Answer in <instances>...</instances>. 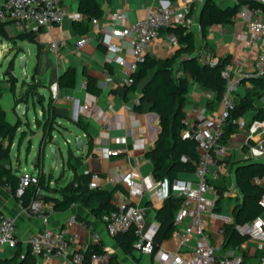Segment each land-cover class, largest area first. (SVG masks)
<instances>
[{"label":"crops","instance_id":"1","mask_svg":"<svg viewBox=\"0 0 264 264\" xmlns=\"http://www.w3.org/2000/svg\"><path fill=\"white\" fill-rule=\"evenodd\" d=\"M4 1L0 0V5ZM174 1L99 0L102 10V15L98 18L99 24L97 27H93L88 23V31L86 33L92 39L91 42L79 50L75 49V42L83 34H78L75 31L73 23L81 21L84 17L78 11V0H66L64 7L67 17L62 23L40 28L37 32H26L16 28L10 22L4 23L3 27L6 36H0V108L4 111L5 120L12 125H19L16 134L20 132V135H23L24 132L31 131L32 135L37 137L38 144L41 129L36 127L34 121L42 117L48 102L51 101L56 113L53 130L54 138L59 141H65L68 145L71 138L79 137L82 139V152L72 151L75 156L81 157V162L76 169L77 175H84V171L88 170L105 176L115 171L124 172L133 168L135 182L141 183L146 178H148V181L154 180L151 163L145 157V154L153 147L157 139L160 131L159 119L155 113L150 112L147 103L142 105L141 112H136L133 109L139 103L142 87L149 77L137 83L132 91L121 86L118 79L123 75L124 70L116 63L107 62V54L101 41L107 34V21L113 11H125L128 20L123 24H128L142 18L147 10H154L161 3L168 4ZM211 1L215 5L225 8L233 6L238 0ZM249 1L258 3V0ZM190 9L191 17L198 25L197 21L201 5H192ZM253 9L257 10L255 16L263 19L264 10L261 8ZM193 32L195 33L196 54L199 60L208 54L217 61H225L223 69H228L233 79L242 78L233 94L235 104L247 94L259 90L257 85H252L247 78H243L253 72L256 53L246 46L247 26L238 13L228 23L210 26L204 39L201 38L199 30L196 28ZM20 34H30L33 40L27 39V37L18 39L17 36ZM171 36L172 34L167 30H160L145 54L154 59H164L172 55L177 44L172 45L170 43L169 39ZM11 39L15 41L12 42ZM61 40L65 41V46L60 50L59 55L56 56L49 50L48 45L51 41ZM123 41L126 43L130 41V38L127 37ZM19 45L26 46L28 59L25 63L26 75L22 74L18 69V60L23 54L19 53L13 61L14 76L17 78L16 82L13 81L15 94L24 93L29 83L36 82L38 84L36 91L45 96V101L40 104L28 100L24 116L20 114V107L23 103L14 104L10 83L5 76L8 63L13 57L14 49ZM120 55L129 60V57L123 53ZM69 68L74 71L73 86L58 85V97L52 101L50 99L49 85L57 82L58 78ZM180 74L182 73L178 70V75ZM89 79L94 83L97 90L96 93L87 91L86 86L83 87V84L86 85ZM243 79L246 80L242 81ZM206 93H211V91L200 87L191 78H187V100L184 107L187 127L193 124L198 111L202 108L207 109L208 113L214 115L222 110L221 103L207 99ZM67 96H70L71 99H66ZM86 102H92L95 112L92 117H86L80 111V106ZM259 102L256 101V105L260 106L262 104L263 107L264 96ZM99 115L101 117H97ZM78 121L85 125V129L76 125ZM30 127L34 129H28ZM26 136H24L25 139L23 138L22 141H19V144L23 140H27L30 147L32 146L31 139ZM119 138H123V142H118L117 139ZM244 140L245 131L238 129L237 126H235L234 133H231L226 139L224 145L227 147V152L222 158L218 159V180L215 182L214 192L209 194V197L214 199L217 205L204 216L205 228L210 235V243L216 248L218 257L224 254H236L242 256L244 264H260L262 251L257 248V244L253 240L247 239L242 244L233 247L223 248L222 246L223 228L227 224H234L233 209L235 204L240 203L242 200L231 164L236 161H264V159H245ZM13 144L14 141L10 151ZM37 144L35 147H37ZM101 148H119L123 151L116 157H103L98 153ZM64 160L66 161L67 157ZM9 165L11 166V164ZM64 166H66L65 162ZM11 169L13 172H17L16 174L18 175L22 174L17 171V168L13 169L11 166ZM33 169L37 170V167ZM72 176L73 173L71 172V176L70 178L68 177L66 182H69ZM178 179L194 180L193 171L179 173ZM262 181L264 182V176ZM101 183L103 190L114 191L113 198L120 195L129 197L133 205L144 209V229L151 225L158 226L155 214L164 201L158 194L152 191H145L139 196L131 197L128 190L121 184H112L105 179ZM50 185H54V183L50 181ZM223 186L226 187L223 189ZM224 200H227L225 209L228 212V216L226 217L220 215L221 202ZM0 213L14 218L18 231L17 246L22 251L27 249V239L45 227L36 217L29 214L22 207L9 188L1 185ZM72 214L77 216L78 221L91 226L93 232L98 235L95 240L87 229H81L77 225L70 226L68 228L69 232L76 231L79 234V239L74 244V249L76 250L79 246H84L86 249L99 247L113 257V264H162L168 255L177 251L181 252L186 259L191 257L190 249L194 245V240H190L186 248H178L172 235L170 238L160 242L156 254H140L133 250L130 254H124L113 237L106 233L99 217L92 215L90 210L80 203L73 204L65 211L54 210L49 215L46 227L53 231L65 228L66 220ZM12 253L13 250L6 246H0V260L9 259ZM33 258V264H48L41 257ZM49 263L65 264V257H53Z\"/></svg>","mask_w":264,"mask_h":264},{"label":"built area","instance_id":"2","mask_svg":"<svg viewBox=\"0 0 264 264\" xmlns=\"http://www.w3.org/2000/svg\"><path fill=\"white\" fill-rule=\"evenodd\" d=\"M204 1L175 0L168 4L161 3L154 10H147L142 18L128 24H123L128 20L125 11H113L107 21V34L101 42L107 54V62L116 63L124 70L123 75L118 79L119 84L125 88L133 85L132 74L136 72L138 64L143 62L147 49L160 30L176 26H182L187 31H193L195 28L199 30V26L191 17L190 7L202 5ZM65 2L66 0H5L0 5V21L10 22L16 28L26 32H37L40 28L60 24L66 19ZM258 4L264 6V0H258ZM256 12L257 10L250 8L248 4L240 5L237 12L247 26L246 46L256 53L253 72L243 78L264 79V12L263 19L255 16ZM98 24V18H92L89 21V25L93 27H97ZM127 37L130 38V41L124 43L123 40ZM91 39L88 33L79 36L75 42V49H81L91 42ZM169 41L172 45L177 44L173 35ZM64 46L65 41L63 40L51 41L48 48L57 56ZM121 53L129 57V60L122 57ZM200 61L209 66H214L218 62L208 54L203 56ZM221 77L225 81V89L220 99L222 110L214 115L202 108L198 111L193 124L188 126L183 134L184 138L194 141L198 154L197 160L194 162V180L176 179L169 188L166 180L148 181L146 178L141 183L135 182L133 168L124 172L115 171L105 176L88 170L84 171V175L89 176V188L91 189H102L101 182L105 179L112 184H121L128 190L131 197L139 196L145 191H152L163 200L170 194L182 200L174 216L172 238L178 248H186L190 240H194V245L190 249L191 257L186 259L181 252L177 251L168 255L162 264H244L241 255L217 256L216 248L210 243V235L206 231L204 220V216L215 206V200L211 199L209 194L214 192L215 182L218 180V159L227 152V147L222 143L221 136L230 111L235 106L233 94L242 79H233L230 71L226 68L222 69ZM85 86L83 84V87ZM49 92L52 101L57 99L59 92L57 82L49 85ZM206 98L212 99V94L206 93ZM66 99H71V97L67 96ZM93 109L92 102H86L80 106L81 113L86 117L94 116ZM97 117H101V115ZM232 122L238 129L245 131L243 142L245 159H264V120L237 118ZM117 141L123 142V138H119ZM122 151L119 148H101L98 153L103 157H116ZM182 161L185 162L186 159L182 157ZM51 182L54 183L53 180ZM252 182L264 187L262 178L255 177ZM37 183L38 170L22 173L16 195L21 194L25 187L35 186ZM111 203L113 209L99 217L106 233L113 237L133 228L138 237L133 244V251L140 254H153V237L158 226L151 225L144 229V209L133 205L129 197L116 196L111 200ZM259 204L263 208L262 214L243 225H237L235 228L239 234L256 242L257 248L262 251L260 264H264V191ZM26 211L45 226L26 241L27 250L33 257H41L48 264L53 257L59 256L65 257V264H111L108 252H92L84 256L83 252L86 250L84 246L74 249L79 234L76 231L69 232L70 226L77 225L81 229H87L93 239L98 238L91 226L78 221L75 214L67 218L65 228L53 231L46 227L49 215L54 211L50 203L41 199L32 200ZM17 237L18 231L14 218L0 213V246L14 250L17 245Z\"/></svg>","mask_w":264,"mask_h":264},{"label":"trees","instance_id":"3","mask_svg":"<svg viewBox=\"0 0 264 264\" xmlns=\"http://www.w3.org/2000/svg\"><path fill=\"white\" fill-rule=\"evenodd\" d=\"M242 4H248L250 8L264 10V6L255 1L238 0L233 6L221 8L211 0H205L201 5L197 21L201 38H205L210 26L230 22ZM78 11L84 17L81 21L73 23V27L78 34H85L88 31L89 21L92 18H100L102 15L99 0H78ZM3 25L4 22L0 21V36L5 37ZM165 30L176 39L177 47L173 54L164 59H154L146 55L143 62L138 64L136 72L132 74L133 85L127 89L129 91L134 90L137 83L149 77L142 87L139 103L133 109L136 112H141L142 105L147 103L150 112L158 116L160 131L153 147L146 152L145 157L151 163L153 179L156 181L166 180L170 188L172 182L178 179L179 173L194 170V162L198 157L194 141L183 137L187 129L184 110L187 100V78H191L200 87L210 90L212 100L220 102L225 89V81L221 77L225 61L219 60L214 66L202 63L196 54L197 46L193 31H187L182 26L169 27ZM24 37L33 40L30 34L17 36L18 39ZM11 41L14 42L15 40L11 39ZM8 68H12V63L9 64ZM178 70L182 74L176 77L175 72ZM244 80L246 79L242 81ZM247 80L252 85H257L259 90L241 98L231 109L229 118L223 127L221 136L223 144L226 143L227 137L235 131L236 125L232 120L240 117L247 120H264L262 104L260 106L256 105V101L259 102L264 96V79L247 78ZM7 81L10 83L15 105L26 102L27 96L32 94L38 87L36 82H31L27 85L24 93L16 95L13 79L7 78ZM57 83L60 86H73V69H67L58 78ZM86 90L91 93L97 92L91 79L86 83ZM55 119L56 113L50 101L42 117L34 121L36 127L41 129L39 145H45L51 141ZM76 125L85 129V125L80 121L76 122ZM18 126V124L8 123L5 120L4 111L0 108V185L9 188L23 208L26 209L32 200L41 199L46 203H50L53 209L57 211H65L73 204L80 203L87 207L95 217H100L101 214L113 209L111 200L114 191L89 188V176L77 175L76 173L81 157L75 156L71 150H68L66 160L67 169L73 173L69 182L60 184L61 175L54 180V185H50L53 177L45 175L43 165L39 163L37 165L38 183L35 186L25 187L21 194L16 195L21 174L18 175L17 172H13L11 166L6 169L2 164L5 162L10 164V147ZM23 138L24 134H21L19 141H22ZM182 157L186 159L185 162L182 161ZM231 169L236 185L242 195V200L240 203L235 204L233 209L234 224H227L223 228V248L238 246L246 241L247 236L239 234L235 227L255 219L263 212L259 200L264 187L263 185L254 184L252 180L255 177L262 178L264 176V161L252 163L236 161L231 164ZM224 187L226 186H223V189ZM181 201L180 198L170 194L157 210L155 220L158 223V228L153 237V254L157 251L161 241L171 237L174 230V216L181 205ZM113 239L124 254H130L138 237L134 229L129 228L126 232L113 236ZM92 252L101 253L106 251L99 247L87 248L83 254L87 256ZM33 262L34 258L29 254V251L27 249L22 251L17 245L9 259L0 260V264H33ZM110 262L113 264L111 255Z\"/></svg>","mask_w":264,"mask_h":264},{"label":"water","instance_id":"4","mask_svg":"<svg viewBox=\"0 0 264 264\" xmlns=\"http://www.w3.org/2000/svg\"><path fill=\"white\" fill-rule=\"evenodd\" d=\"M19 53H22L23 55L18 60V69L20 70V72L22 74L26 75L25 63H26V60L28 59V52H27L25 45H19V46H17V48L14 49L13 57L8 63V66L10 63H12V68H7V70L5 72L6 79L11 78L15 82L17 81V78L14 76L13 61ZM28 100H32L33 103L40 104V103H43L45 101V96L36 90L32 94L28 95L26 98V102H24L20 107L21 116L25 115L26 103ZM62 143L68 145V143H66L65 141H62V140L59 141L58 139L54 138L53 133H52V139L49 143H47L45 145H39V142H38L37 147L35 148L34 156L31 160L30 166L32 168H36L39 163L44 165V161L48 156V158L50 160L49 168L47 171L48 176L53 177V173H54V170H55V167H56V164H57L59 158H60L61 162H63V164H62L63 170L62 171H65V169H67V167L64 166V162L66 164V161L64 159H66V157L68 155V150L81 153L82 152V139L79 137H76L73 139L74 148L71 149L68 147L66 149L65 158H64V155H63L62 150H61ZM249 163H252V162H249ZM2 166L7 168V169L10 167L9 163H7V162L3 163ZM66 179H67V175L60 180V183H64L66 181ZM54 180L55 179H53V181Z\"/></svg>","mask_w":264,"mask_h":264},{"label":"rangeland","instance_id":"5","mask_svg":"<svg viewBox=\"0 0 264 264\" xmlns=\"http://www.w3.org/2000/svg\"><path fill=\"white\" fill-rule=\"evenodd\" d=\"M175 76H179L178 75V71L175 72ZM28 129H34L32 127L28 128ZM26 131H28L27 129H25ZM33 133L31 131H28L27 133L24 132V136L27 135L26 137H28V139H31V145L30 148L28 149V144L27 140H23L22 143L19 144V139H20V132H17V134L15 135L14 138V144L13 147L11 148L10 151V164L12 166L13 169L17 168L19 172L21 173H29V172H34V169L30 166L31 160L34 156V152H35V145L37 144V137L32 135ZM25 139V138H24ZM74 148V143H73V138H71L69 145L67 144H63L61 145V150L63 155L66 154V149L67 148ZM49 163L50 160L49 158H46L44 161V165H43V171L45 173V175H47V171L49 168ZM63 167H62V162L60 160V158L58 159V162L56 164L54 173H53V179L58 178L59 176L64 175V177L66 175H68V177L70 178L71 176V172L68 171L67 169H65V171H62ZM264 184V182H263ZM227 205V200H224L223 202H221V210H220V215L222 216H228V212L225 209Z\"/></svg>","mask_w":264,"mask_h":264}]
</instances>
